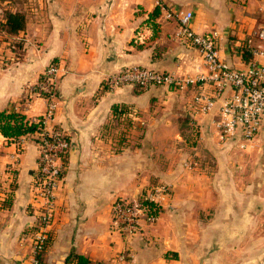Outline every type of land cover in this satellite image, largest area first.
<instances>
[{"label": "crops", "instance_id": "crops-1", "mask_svg": "<svg viewBox=\"0 0 264 264\" xmlns=\"http://www.w3.org/2000/svg\"><path fill=\"white\" fill-rule=\"evenodd\" d=\"M24 2L40 9L25 14L20 32L41 37L42 44L35 51L27 43L22 60L0 69V110L42 118L44 100L27 99L25 85L36 83L45 63L55 59L60 78L47 125L60 126L70 139L42 264H65L70 255L89 264H256L264 258V178L260 183L256 173L234 171L244 159L234 142L216 136L219 100L209 113L199 110L197 99L214 93L210 86H103L106 74L130 65L190 78L205 73L178 21L164 18L165 9L191 11L189 27L211 34L230 66L243 68L253 59L264 64L246 49L248 39L259 43L255 32L264 24V0ZM155 9L158 16L151 20ZM116 106L125 111L114 113ZM18 140L24 151L11 205L0 207V264H30L37 230L26 209L38 150L29 137ZM258 142H264V127ZM16 144L0 134V171ZM161 185L171 189L162 196L156 221H142L136 235L123 236L113 226L111 203Z\"/></svg>", "mask_w": 264, "mask_h": 264}, {"label": "built area", "instance_id": "built-area-1", "mask_svg": "<svg viewBox=\"0 0 264 264\" xmlns=\"http://www.w3.org/2000/svg\"><path fill=\"white\" fill-rule=\"evenodd\" d=\"M157 5H160L159 3ZM164 18L178 21L181 33L201 57L205 73L190 78L171 72L160 71L140 65H130L103 78V86L113 91L122 86H137L148 89L152 86L177 88L208 84L213 90L212 96H201V113H209L219 100L218 112L213 120L216 136L221 142H234L239 149L254 147L264 127V64L255 59L243 68H235L219 56V47L211 34L197 33L189 27L191 11L164 10ZM258 45L247 40L246 49L254 58H264V24L255 32ZM59 76V66L48 64L35 84L36 93L42 95L47 107L42 118L34 120L40 123L38 132V161L36 174L31 180L29 205L41 219L33 236L30 264H42L48 234L46 227L53 218L56 191L63 178V159L70 147V139L63 128L47 127L55 110V94ZM168 192L167 186L150 188L132 196L117 197L110 205L113 226L126 238L139 232L140 222L153 223L161 212V199ZM68 264H76L70 261ZM256 264H264V258Z\"/></svg>", "mask_w": 264, "mask_h": 264}, {"label": "rangeland", "instance_id": "rangeland-1", "mask_svg": "<svg viewBox=\"0 0 264 264\" xmlns=\"http://www.w3.org/2000/svg\"><path fill=\"white\" fill-rule=\"evenodd\" d=\"M24 1L25 0H0V21L3 20L5 13L7 11H20V10H22L21 12L24 15L25 14L27 15V13L30 12V14H28V16H32L35 12H37V9L38 10L40 9L39 4L35 5V6H26L24 4L25 3ZM32 3H34V1H32ZM30 7L32 8V10L29 11L28 8H30ZM26 15H25V17H26ZM35 16H37V15H34V17H31L30 19L35 21L37 18ZM38 17L40 19L42 18V20H43V15H39ZM87 19H90V16ZM87 19L84 20L85 25L87 23ZM26 22H27V17H26ZM36 37H37V39H35V38L29 39V37L22 32H19L17 34H9L3 30H0V69H5V68H9L11 66H14L15 62L22 60L24 58L23 57V55H24L23 53L25 51L24 48H25V45L27 43L29 45H34L35 47H37V49L35 51H39L40 48L38 47V45L42 44V42H41L42 40H41V37H39V36H36ZM50 63L57 64L55 59L46 62L42 68L41 73L44 71L45 67ZM41 73L38 77V80H40ZM59 78H60V68H59L58 81H59ZM35 84L36 83H27L25 85V88L27 89L26 98L28 99V98H31L32 96L41 97L44 100L45 105L47 107V104H46L44 97L42 95H39L36 93V90L33 87V86H35ZM56 97H57V89H56V94H55V98H54L55 101H56ZM39 118H41V117H39ZM46 126L47 127H53V128H61L60 126H57V125L48 126L47 122H46ZM29 139H31L35 143L36 147L38 146V141L40 140V137L38 134H34V136H29ZM16 143L17 144L15 145V150L12 151L11 153H9L8 159L4 162L3 166L1 167L2 170L0 171V178H3V179H0V182H1L0 188L2 187L3 183L5 184L3 187V189H5V190L2 189L5 196H3V199L0 200V207L3 209L8 208L11 205L12 194H13V190L15 189V185H16L15 177H16V174L18 173L17 165H18V162L20 160V155L24 151L23 142L21 140H18V141L16 140ZM37 150H38V148H37ZM239 150H241V151L237 154L243 155L244 165L241 166V165H238L236 163L233 167L234 171L235 172L243 171L246 174H250V173L255 174L256 173L258 176L259 182L263 183V178H264V142L263 143L258 142V144L255 145L254 147H251L248 149H239ZM65 167H66V160L64 161V170H65ZM36 170H37V168H36ZM36 170L34 171L33 175L36 174ZM63 173H65V171H63ZM167 187H169V189H171V185H167ZM146 190H148V188H145V189L143 188V189H140L137 193L145 192ZM6 198H9V200ZM7 204H8V206H7ZM3 206H7V207H3ZM261 208H262V206H261ZM26 210H28L29 213H32L35 216V224H36L35 228L38 229L39 224H40L39 222L41 221V219H39L37 217V215H39V213L38 214L35 213L32 210V208L30 207V205H28ZM261 220H262V222H264V212L261 214ZM32 245H33V242L31 243L29 253H28V257H29V254H31ZM28 261H29V259H28Z\"/></svg>", "mask_w": 264, "mask_h": 264}, {"label": "trees", "instance_id": "trees-1", "mask_svg": "<svg viewBox=\"0 0 264 264\" xmlns=\"http://www.w3.org/2000/svg\"><path fill=\"white\" fill-rule=\"evenodd\" d=\"M158 10H154L149 18L155 20L158 16ZM153 23V22H152ZM26 24L25 15L20 11H7L3 20L0 21V30L5 31L9 34H17L20 31L24 30ZM155 26V23L152 24ZM114 113L120 112L123 113L125 110L114 107L112 110ZM41 126L40 123L30 120L26 117L25 114L18 111H6L0 110V134L6 137L9 140H17L21 137L34 136L38 134ZM67 154H65L63 159V170L62 175L64 174V161L66 160ZM9 200V198H6ZM7 200V201H8ZM8 206V204H7ZM3 206V207H7ZM47 246V245H46ZM70 261H74L76 264H89L87 258L82 255L68 256L65 260V264H68Z\"/></svg>", "mask_w": 264, "mask_h": 264}]
</instances>
